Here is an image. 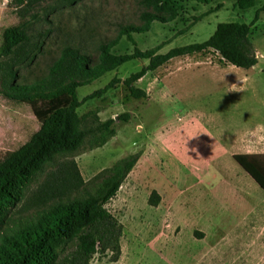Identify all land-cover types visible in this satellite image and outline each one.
I'll return each instance as SVG.
<instances>
[{
  "label": "rangeland",
  "instance_id": "obj_1",
  "mask_svg": "<svg viewBox=\"0 0 264 264\" xmlns=\"http://www.w3.org/2000/svg\"><path fill=\"white\" fill-rule=\"evenodd\" d=\"M262 5L264 0L248 9L235 7L233 0L184 1L174 20H155L148 31L134 33L141 50L159 46L157 52L165 53L206 40L220 22H245L251 24L249 36L258 62L251 68L237 67L222 61L213 50L174 57L135 82L147 92L141 98L133 97L123 80L149 63L144 58L126 61L78 86V99L83 100L118 79L77 109L86 127L96 125L98 119L117 118L115 135L95 148L86 139L36 174L25 186L23 199L10 208L0 225V241L59 195L78 189L71 176L75 165L88 185L118 159L139 153L119 191L106 204L123 226L120 255L114 260L110 251L96 253L90 264H264V238L247 237L253 231L250 213L222 205L230 201L222 195V179L242 167L233 158L223 157L220 143L221 139L230 143L240 130L241 143L235 151L264 152ZM143 10L141 0H79L73 4L26 0L21 10L12 0H0V46L4 30L21 23L32 40H41L34 62L20 67L17 79L31 83L48 74L66 44L79 47L96 61L99 45L115 38L122 26L140 24ZM133 50L125 36L112 49L117 54ZM209 63L218 64L214 71L205 67ZM69 99L65 94L51 100L18 101L6 96L0 83V161ZM124 113H130L129 120L118 118ZM153 191L159 196L156 204L149 200ZM237 214L246 218L238 230L233 223Z\"/></svg>",
  "mask_w": 264,
  "mask_h": 264
},
{
  "label": "trees",
  "instance_id": "obj_2",
  "mask_svg": "<svg viewBox=\"0 0 264 264\" xmlns=\"http://www.w3.org/2000/svg\"><path fill=\"white\" fill-rule=\"evenodd\" d=\"M25 1L12 0L20 10ZM77 1L68 0L70 4ZM184 1L208 4L213 0H141L144 7L140 13L141 23L124 25L115 38L103 41L98 47L96 61L79 47L66 44L50 65L48 74L31 83L17 79L20 67L34 62L42 48L41 40H32L24 23L4 30L0 46V83L5 95L18 101L51 100L65 94L70 99L66 105L49 113L24 144L0 161V225L10 208L23 199L27 183L54 164L58 155L75 151L86 139L90 140L91 148L103 146L115 135L113 123L117 118L98 119L96 125L86 127L82 125L77 109L84 100L104 92L118 79L113 78L83 100L78 99V86L89 84L106 71L136 58L148 59L149 63L123 80L135 98L147 96L146 90L136 86L135 82L174 57L213 50L222 61L237 67L256 65L258 59L249 36L251 24L239 21L220 22L206 40L176 46L165 53L157 52L159 46L141 50L133 34L148 31L155 20L163 23L174 20ZM258 1L233 0L239 9L253 7ZM259 9L264 10V5ZM123 36L134 45L133 52L114 53L113 47ZM129 117L130 113L118 115L124 121ZM139 157L140 154L135 153L118 159L96 174L88 185L84 184L75 165L71 176L78 189L59 195L31 220L5 235L0 241V264H90L96 253L108 251L112 253V259H118L123 226L106 204L117 194ZM233 158L264 190V154L236 153ZM158 197L153 191L149 200L156 204Z\"/></svg>",
  "mask_w": 264,
  "mask_h": 264
},
{
  "label": "crops",
  "instance_id": "obj_3",
  "mask_svg": "<svg viewBox=\"0 0 264 264\" xmlns=\"http://www.w3.org/2000/svg\"><path fill=\"white\" fill-rule=\"evenodd\" d=\"M216 65L218 64L209 63V65L205 67L211 68L214 71ZM235 84L239 85L238 83H236V81ZM240 133H241L240 130H237L236 133L232 136L230 143H226L225 139L220 140L223 150V157L233 158V155L236 153L264 154V152L235 151L236 148H239L241 143ZM247 175L249 174L243 168L242 170H239V168H237L236 171L233 172V174H231L230 177L225 176L222 179L223 181L222 191L225 192V193L222 192V195H227V197L230 199V201L228 200L225 201L223 199L224 202L222 203V205L224 206V208L231 207L233 209H235V207L238 206L239 209H242L244 213L245 212L250 213L249 218L253 219V221L250 222L249 226L253 228V231L250 232L247 237L253 239L256 238L263 239L264 238V190L253 180V178L250 175L249 176L254 182L250 178H248ZM222 198L223 197H221V199ZM240 216L241 215L237 214L233 220V223L237 228V230L240 229V227L245 226L244 219L246 218ZM236 236L240 237L238 231L236 233Z\"/></svg>",
  "mask_w": 264,
  "mask_h": 264
}]
</instances>
